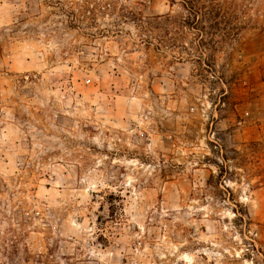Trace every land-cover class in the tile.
Here are the masks:
<instances>
[{
  "label": "rangeland",
  "instance_id": "374dc122",
  "mask_svg": "<svg viewBox=\"0 0 264 264\" xmlns=\"http://www.w3.org/2000/svg\"><path fill=\"white\" fill-rule=\"evenodd\" d=\"M57 1L0 0V264H264V0L217 55L225 83ZM140 1L118 5L177 9Z\"/></svg>",
  "mask_w": 264,
  "mask_h": 264
},
{
  "label": "trees",
  "instance_id": "16d2710c",
  "mask_svg": "<svg viewBox=\"0 0 264 264\" xmlns=\"http://www.w3.org/2000/svg\"><path fill=\"white\" fill-rule=\"evenodd\" d=\"M70 1L76 4L79 2ZM83 1L93 6L91 11L104 8L109 13L119 15L120 18L133 20L140 29L148 32H144L148 43H153V37L159 39L162 46L164 44L167 49L174 52V59L193 62L203 80L209 82L218 80L225 83V75L216 69L217 55L220 52L226 56L231 55V50L240 40L242 33L250 26L256 25L251 22L252 16L249 14L250 0H168L170 6L172 8L176 6L177 9L149 17L131 10L125 4L118 5V0ZM57 2L71 25L85 22L83 17L75 12L73 6L69 5L70 2L68 5L64 0ZM137 3L142 4L143 1L138 0ZM216 165L221 166L219 162H216ZM7 239L8 245L3 249L4 252L7 251L6 255L13 259L19 250V240L14 236ZM9 248H12V251H9ZM25 250L28 253L25 260L30 261L29 248L26 245Z\"/></svg>",
  "mask_w": 264,
  "mask_h": 264
}]
</instances>
